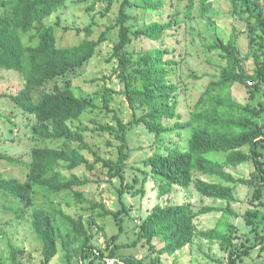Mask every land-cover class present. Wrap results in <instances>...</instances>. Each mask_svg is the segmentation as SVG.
I'll return each instance as SVG.
<instances>
[{
    "label": "trees",
    "instance_id": "1",
    "mask_svg": "<svg viewBox=\"0 0 264 264\" xmlns=\"http://www.w3.org/2000/svg\"><path fill=\"white\" fill-rule=\"evenodd\" d=\"M102 1L101 16H105L115 0ZM232 1L236 15L248 12L244 18L249 27L248 52L245 55L241 53L234 32L226 42L214 40L207 45L209 50L218 51L222 63L199 95L188 118L182 120L176 101L179 86L171 78L180 61L173 57V51L168 47L154 45L168 34L173 24H179V20L153 21L138 27L131 21L134 15L128 12L131 6L153 11L160 8L162 0H120L113 24L104 26L94 35L95 21L92 20L82 28L77 27L76 32L83 33V37L67 45L57 43L58 20L52 24L43 22L64 5V0H0V68L17 71L23 78L18 92L4 96L35 119L31 127L35 144L31 148L27 175L22 181L0 174V195L16 199L28 207L36 188H42L48 194L73 191L77 204L89 203L92 213L99 207L101 211L96 216H110L117 226V231L105 239V246L101 247L92 242L94 218L85 222L61 208L51 212L39 209L32 217L31 227L40 242L41 264H51L58 253L59 240L70 264L73 257L79 264H107L105 258L117 259V264L119 261L123 264H148L147 255L138 257L120 252L125 246H137L139 243L147 245L149 252L153 253L150 264H163L162 256L190 246L195 237L219 241L227 253L226 264L242 262L254 248L263 250L264 226L263 232H259V227L260 223L264 224V210L260 211L259 207H264V13L262 8L255 10L259 6L257 0H239V4L237 0ZM197 2L200 15H205L213 4V0ZM194 4L195 0L186 1V18L191 17ZM93 6L94 3L89 10ZM114 28L116 41L106 60L116 61L113 71L123 85L121 93L127 98L133 114L126 123L109 105H104L105 112H112L116 123L99 122L97 129L109 131L118 140L116 157L105 158L96 154L86 141L84 132L88 127L74 123L85 111L99 105L93 97L75 93L71 74L79 72L92 59ZM132 36L148 39L153 45L137 53L130 51L128 46ZM250 57L254 68L249 73L244 62ZM48 83L53 85L46 89ZM237 83L246 90L245 102L233 97L232 87ZM112 90L104 87L103 97L110 99ZM137 110H140L138 115ZM139 124L153 135L152 141L157 147L142 159L141 186L134 189L138 176H134L131 183L124 176L128 158L126 132ZM187 130L185 136L183 131ZM170 132L183 136L185 143L182 147L164 141L163 136ZM46 141L49 144H43ZM85 148L93 152L96 162L85 156ZM208 152L222 153L223 161L220 163L207 158L205 154ZM0 158L16 161L15 157L6 154H0ZM249 160L254 166L249 177L236 178L225 170L227 166H237ZM97 162L107 169L109 180L116 178L119 181L117 202L120 208L116 210L101 202H92L84 197L82 191L75 189L88 182V178L61 174V168L71 171L83 165L93 169ZM196 173L215 176L218 181L195 178ZM148 178L155 182L159 196L167 195L175 186L188 188L193 185L202 196L225 201L226 205H204L195 209L190 201L155 204L134 225L136 238L129 243H121L118 240L124 231V221L130 217L122 196L128 190L133 195H143ZM238 184L250 189V208L242 216L253 236L236 233L237 228L232 223H226L228 232H222L218 226L198 229L194 219L202 213H236L231 204L238 200L234 193ZM19 210L16 208L17 215ZM58 221L64 226L65 235H61ZM238 235L240 239L236 241ZM22 252L11 246V264H21L19 255Z\"/></svg>",
    "mask_w": 264,
    "mask_h": 264
},
{
    "label": "rangeland",
    "instance_id": "2",
    "mask_svg": "<svg viewBox=\"0 0 264 264\" xmlns=\"http://www.w3.org/2000/svg\"><path fill=\"white\" fill-rule=\"evenodd\" d=\"M64 1L63 6L43 20L46 24H52L56 20L59 21L60 25L56 29L58 45L78 42L83 37V33H77L76 28H82L92 20L95 21L96 32L94 35L102 30L104 26L113 24L120 3V0H115L107 14L101 16L104 7L102 0ZM186 1L162 0L160 8L153 11H146L135 6L128 8V12L134 15V18L131 19L133 25L138 27L153 21L166 22L175 18L179 20V24H173L168 34L166 33L159 42H154V45L168 47L173 51V57L180 61L179 65L175 66L171 78L179 86L176 101L177 110L182 120L188 118L199 95L211 76L217 73L218 65L222 63L218 51L209 50L207 45L214 40L226 42L231 33L234 32L237 35V46L241 53L245 55L248 52L249 41V27L244 19L248 12L242 16L236 15L232 0H213L210 10L205 15L199 14L197 10L198 2L195 0L190 18L184 16ZM257 1L259 6L255 10L262 8L264 13V0ZM92 3H94V6L89 10ZM239 3L240 1L237 0V4ZM115 41L116 28L109 34V39L100 45L99 51L92 59L79 72L71 74L75 93L80 96L93 97L94 102L99 105V107L85 111L80 120L74 123L88 127L84 132L86 141L95 150L96 154L105 158L116 157L118 140L109 131L97 129L99 122L110 125L116 123L112 117L113 113L109 112L107 114L104 105H109L126 123L132 118L133 114L127 98L121 93L123 85L113 71L116 61L107 62L106 60ZM152 43L148 39H136L132 36V42L128 49L137 53L140 49L151 47ZM262 55H264V49ZM244 67L249 73L252 72L254 68L252 57L245 60ZM22 82L23 78L17 71L0 68V154L16 158L15 162L0 158V174L5 178L16 177L23 181L27 175L31 148L35 144L31 131L35 119L32 115L23 113L8 97L4 96L5 94L18 92L22 87ZM52 85L53 83H48L45 88L49 89ZM104 87L113 89L110 99L103 97L102 90ZM232 94L236 100L246 101L247 93L241 84L237 83L232 87ZM139 112L140 110H137L136 114L138 115ZM183 132L186 136L188 130ZM126 133L128 158L124 176L129 183L132 182L134 176H138L139 181L136 182L134 188L136 189L141 186L140 180L143 174L140 169L144 167L142 159L150 155L157 145L152 141L153 135L141 124L133 126ZM163 139L165 142L177 143L181 147L185 143L183 136L176 135L175 132L164 135ZM43 144H49V142L46 141ZM52 144L50 142V145ZM262 150L264 152V149ZM83 152L90 161L96 162V157L91 150L85 148ZM205 156L220 163L223 161L222 153L208 152ZM253 168L254 166L249 160L237 166H227L225 170L237 178L249 177ZM60 170L64 176L75 174L81 178H88V182L75 188L82 191L87 199L95 203L101 202L112 210L120 208V204L117 202L119 181L116 178L109 180L107 169L102 166L101 162H97L93 169H87L82 165L71 171L64 168ZM195 178L218 181L215 176L200 173H196ZM144 190L143 195H133L131 194L132 191L128 190L122 196L130 217L124 221V231L118 240L121 243H129L136 238L134 225L139 223L155 204L166 205L168 203L176 204L190 201L195 209L204 205L218 207L226 205L225 201L202 196L195 190L193 185L188 188L175 186L167 195L159 196L155 182L148 178ZM234 193L238 199L237 202L231 204L232 209L236 212L235 214L202 213L194 219L197 228L209 229L218 226L222 232H228L226 223H232L237 228L236 233L240 235L247 234V236L252 237L250 228L245 224L242 216L245 210L250 208V189L244 184H238L234 189ZM89 205V203L77 204L73 197V191L48 194L42 188H36L32 203L28 207H24L16 199L1 194L0 264H11V246L23 250L19 255L21 264H41L40 242L31 227L32 217L39 209L51 212L55 208H61L74 217H81L85 222L90 218H94L95 223L91 230L93 234L92 242L95 245L104 247L105 239L117 231V226L110 216H96L101 211L99 207L94 209V213H92L91 209L88 208ZM251 207L253 206L251 205ZM16 208L20 209L18 215ZM259 209L260 211L264 210V207H259ZM58 223L61 226V235H65L64 226L59 221ZM263 226L264 224L260 223L259 232H261ZM239 239L240 236L236 241ZM157 244L160 246V243ZM58 246V253L51 264H70L66 260L60 240ZM120 252L124 255H136L138 257L147 255L146 261L148 264H150V256L153 255L149 252L147 245L142 243L137 244V246H125L120 249ZM116 261L118 260L116 259ZM226 262L227 253L219 241H208L200 237H195L190 246H185L172 255L162 256L163 264H226ZM71 264H79L76 257L72 258ZM238 264H264V248L261 251L258 250V247L252 249L250 254Z\"/></svg>",
    "mask_w": 264,
    "mask_h": 264
},
{
    "label": "built area",
    "instance_id": "3",
    "mask_svg": "<svg viewBox=\"0 0 264 264\" xmlns=\"http://www.w3.org/2000/svg\"><path fill=\"white\" fill-rule=\"evenodd\" d=\"M107 264H115L116 260L115 259H110V258H105ZM120 264H123L122 262L119 261ZM117 264V263H116Z\"/></svg>",
    "mask_w": 264,
    "mask_h": 264
}]
</instances>
